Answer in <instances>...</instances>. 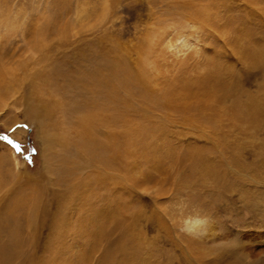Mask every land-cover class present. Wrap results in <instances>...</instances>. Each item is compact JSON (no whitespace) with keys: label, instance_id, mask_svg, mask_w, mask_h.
I'll use <instances>...</instances> for the list:
<instances>
[{"label":"rangeland","instance_id":"obj_1","mask_svg":"<svg viewBox=\"0 0 264 264\" xmlns=\"http://www.w3.org/2000/svg\"><path fill=\"white\" fill-rule=\"evenodd\" d=\"M105 263L264 264V0H0V264Z\"/></svg>","mask_w":264,"mask_h":264},{"label":"bare ground","instance_id":"obj_2","mask_svg":"<svg viewBox=\"0 0 264 264\" xmlns=\"http://www.w3.org/2000/svg\"><path fill=\"white\" fill-rule=\"evenodd\" d=\"M196 8V7H195ZM187 47V46H186ZM200 48V47H199ZM199 48L198 47H195V51L196 52H198L199 51ZM112 59H113V57H112ZM105 62H107V60L105 61ZM100 63V62H99ZM109 63V62H108ZM97 64V63H96ZM111 64V63H110ZM107 65V64H106ZM98 66H100L99 64H98ZM102 67V66H101ZM97 68V67H96ZM108 68V67H107ZM116 68V67H115ZM109 70H111V69H109ZM121 70H123V69H121ZM114 71H116L115 69H114ZM110 72V71H109ZM117 72V71H116ZM72 73V72H71ZM117 73H119V72H117ZM124 75V74H123ZM73 77V76H72ZM81 77V76H80ZM115 77V76H114ZM113 77V78H114ZM126 77V76H125ZM143 78V77H142ZM75 79V78H74ZM140 79V78H139ZM138 79V80H139ZM147 80V82L148 83H150L151 85H155L157 88L160 86L158 83H159V80H158V78H156V79H154V77H153V75H151V76H148V78H146ZM160 79V78H159ZM117 80V79H116ZM117 82V81H116ZM126 82V79L124 78V77H122V83H125ZM152 82H154V84L152 83ZM143 84H144V81L142 82ZM156 83V84H155ZM112 84V83H111ZM121 84V83H120ZM146 84V83H145ZM145 84H144V86H145ZM69 85V84H68ZM116 85V84H115ZM114 85V86H115ZM118 85V84H117ZM120 86V85H119ZM139 86V85H138ZM144 86L142 85L141 86V88L140 89H142V94H143V96L146 98V96L144 95L145 93H144ZM169 86H170V90H169V92L170 93H181V94H187L188 92H190L193 88H198V89H202V88H205L206 86H217V87H221L222 86V83L220 82V80L216 77V75H214V74H212V75H207L206 77H204V78H197L196 80H191V81H189V80H186V79H183V80H178V81H174V82H170V84H169ZM150 87V86H149ZM99 88V90L101 91L102 89L100 88V87H98ZM120 88V87H119ZM117 89V88H116ZM169 89V88H168ZM148 90H150L149 88H148ZM155 90H157V89H155ZM160 90V89H159ZM147 91V90H146ZM201 91V90H200ZM203 91V90H202ZM201 91V92H202ZM99 92V91H98ZM102 92V91H101ZM156 93H157V91H155ZM162 92V91H161ZM164 92H165V90H164ZM91 93V92H90ZM106 93V92H105ZM127 93V92H126ZM148 93H149V91H148ZM147 93V94H148ZM154 93V92H153ZM155 93V94H156ZM84 94H86V93H84ZM150 94V93H149ZM169 94V93H168ZM96 95V94H95ZM94 95V96H95ZM114 95V94H113ZM121 95V94H120ZM120 95H118V96H120ZM165 95H167V94H165ZM170 95V94H169ZM98 96V95H97ZM117 96V97H118ZM194 96V95H193ZM88 97V96H87ZM107 97V99L106 100H108V102L109 103H111L113 106L111 107V111H113V112H115V111H117L120 107H121V105H123L124 107H127L126 106V104L128 103V102H125L124 104H122V101H115L114 102V100L112 101V99H111V95H109V96H106ZM92 98V97H91ZM90 98V99H91ZM126 98H128V97H126ZM158 98H159V95H158ZM161 98V97H160ZM159 98V99H160ZM84 99V98H83ZM139 99V98H138ZM146 99H148L149 100V98H146ZM173 99H175V97L173 98ZM184 99H187V96H181V100L180 101H182L183 102V100ZM226 99H227V97H226ZM120 100V99H119ZM169 100V99H168ZM145 101V100H144ZM150 101L151 102H153L152 101V99H150ZM172 101V100H171ZM253 100H251V102H252ZM100 102V101H99ZM104 102V101H103ZM148 102V101H147ZM172 102H174V101H172ZM235 102V101H234ZM240 102H242L241 100H240ZM96 103V102H95ZM121 104V105H120ZM260 104V103H259ZM99 105V104H98ZM168 105V104H167ZM251 105V104H250ZM91 106V105H90ZM102 106H104V105H102ZM108 106V105H107ZM111 106V105H110ZM142 106V105H141ZM143 106H145V105H143ZM94 107H95V105H94ZM106 107V106H105ZM129 107V106H128ZM167 107H169V106H167ZM187 107V106H186ZM243 107V106H242ZM247 107V106H246ZM125 109V108H124ZM124 109H121L120 108V110H118V112L117 113H119L118 114V118L116 119L117 120V124H118V121L120 122V124L122 125V126H127L126 125V122L128 121V117H129V114H128V112H127V110H124ZM241 109V108H240ZM243 110H244V108H242ZM252 109V108H251ZM144 110V109H143ZM245 110H246V108H245ZM254 110V109H253ZM262 110V108H260V110L258 109V108H256L255 107V111H253V114H254V116H252V117H257V116H259V114H260V112H262L261 111ZM144 111H146V110H144ZM152 111V110H151ZM247 111V110H246ZM223 112V111H222ZM242 112H245V111H242ZM99 113H100V111H99ZM105 113V112H104ZM148 113V112H147ZM246 113V112H245ZM98 114V113H97ZM263 114V113H262ZM100 115V114H99ZM98 115V116H99ZM142 115V114H141ZM146 115V114H145ZM97 116V117H98ZM97 117H96V119H97ZM103 116H101V118H102ZM248 117H250V116H248ZM77 118V117H76ZM84 118V117H83ZM100 118V120H102ZM106 118V117H105ZM82 119V118H81ZM90 119V118H89ZM94 119H95V116H94ZM95 119V120H96ZM113 119V118H112ZM79 120V119H78ZM84 120V119H83ZM87 120V119H86ZM104 120V119H103ZM107 120V119H106ZM114 120V119H113ZM112 120V121H113ZM190 120V119H189ZM98 122V121H97ZM114 122V121H113ZM87 123V122H86ZM128 123V122H127ZM89 124V123H88ZM93 124H94V122H93ZM96 124V123H95ZM103 124V123H102ZM105 125V124H104ZM108 125H110V124H107V126L106 127H108ZM189 125V124H188ZM193 126V125H192ZM96 127V126H95ZM104 127V126H103ZM189 127V126H188ZM195 127V126H194ZM193 127V128H194ZM84 128V127H83ZM105 128V127H104ZM114 128V127H113ZM124 128V127H123ZM129 128V127H128ZM108 129V128H107ZM122 129V128H121ZM125 129V128H124ZM210 129V128H209ZM113 130V129H112ZM126 130H127V127H126ZM208 130V129H207ZM121 131V130H120ZM125 131V130H124ZM204 131V130H203ZM114 132H117V131H114ZM131 132V131H130ZM121 134H122V132H120ZM179 133V132H178ZM111 134V133H110ZM123 134H126V133H123ZM205 134V133H204ZM208 134V133H207ZM115 135V134H114ZM113 135V136H114ZM121 137H124L128 142H129V138H128V136H126V135H124V136H121ZM131 137V136H130ZM203 137V136H202ZM206 137V136H205ZM115 139H117V138H115ZM139 141H140V139H139ZM123 142V141H122ZM211 142V141H210ZM124 143H126L127 144V142H124ZM115 144V143H114ZM129 144V143H128ZM127 144V145H128ZM127 147H126V145H121V147H120V145H116V146H114V148H113V150H112V152H113V154H115L116 156H117V165H119V168H120V170L121 169H124V165H127V160H125V158L126 157H128L129 156V154L127 153L128 151V149H126ZM129 152H130V150H129ZM132 153H135V152H132ZM134 161V160H133ZM130 162V161H129ZM207 166V165H206ZM115 168H117L116 167V165H115ZM236 168V167H235ZM132 169V168H131ZM134 174V173H133ZM135 174H138V173H135ZM134 174V175H135ZM138 175H140V174H138ZM137 176V175H136ZM135 176V177H136ZM141 176V175H140ZM209 176V175H208ZM133 177V176H132ZM122 179V178H121ZM143 180V179H142ZM110 181V180H109ZM121 181V180H120ZM116 182H118V181H116ZM123 182V181H122ZM145 182V181H144ZM122 184V183H121ZM124 185V184H123ZM107 188V187H106ZM115 188V187H114ZM117 190V189H116ZM118 194V193H117ZM113 197H117V196H113ZM115 199V198H114ZM110 200V199H109ZM128 205H126V207H127ZM105 210V209H104ZM120 222V221H119ZM216 222H214V221H212L211 220V218H197V217H195V218H193V219H189L186 223H185V229L187 230V232L190 234V235H192V237L194 236V237H196L198 240H200V241H205L207 238H210V239H212V238H216L217 237V232H216V230H217V226H216V224H215ZM126 224V223H125ZM121 233V232H120ZM229 236V235H228ZM224 238V237H223ZM227 238V237H226ZM225 238V239H226ZM229 240L231 239V238H228ZM233 240V239H232ZM231 241V240H230ZM234 241V240H233ZM195 243V242H194ZM109 244V243H108ZM116 247V246H115ZM127 247V246H126ZM6 248V247H5ZM122 248H124V245L122 244L121 245V251H122ZM128 248V247H127ZM125 250V249H124ZM252 251V250H251ZM2 252V251H1ZM106 252V251H105ZM104 252V253H105ZM113 252V251H112ZM112 252H110V253H112ZM124 252V254L127 252H125V251H123ZM255 252V251H254ZM262 252H263V250H262ZM3 253V252H2ZM11 254H12V252H10ZM10 254V255H11ZM243 254V253H242ZM257 254V253H256ZM111 255V254H110ZM120 255V254H119ZM112 256V255H111ZM254 256H256V255H254ZM258 257H259V255H258ZM11 258V257H10ZM115 258V257H114ZM130 258V257H129ZM235 258V257H234ZM116 259H118V258H116ZM116 259H115V261H116ZM260 259V258H259ZM48 260V259H47ZM106 264V263H105ZM115 264V263H114ZM126 264V263H125ZM243 264V263H242Z\"/></svg>","mask_w":264,"mask_h":264}]
</instances>
